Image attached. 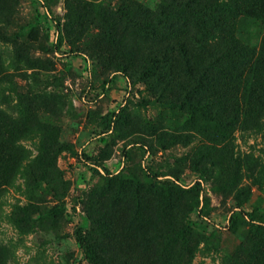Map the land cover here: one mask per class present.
<instances>
[{
	"label": "rangeland",
	"instance_id": "obj_1",
	"mask_svg": "<svg viewBox=\"0 0 264 264\" xmlns=\"http://www.w3.org/2000/svg\"><path fill=\"white\" fill-rule=\"evenodd\" d=\"M195 1L0 0V264H94L80 227L111 264H264V111L229 122ZM207 1L260 44L264 0Z\"/></svg>",
	"mask_w": 264,
	"mask_h": 264
},
{
	"label": "trees",
	"instance_id": "obj_2",
	"mask_svg": "<svg viewBox=\"0 0 264 264\" xmlns=\"http://www.w3.org/2000/svg\"><path fill=\"white\" fill-rule=\"evenodd\" d=\"M226 8L223 2L196 0L192 9L199 18L201 35L217 38L208 49L215 68L213 77L223 81L219 91L230 99L229 122L234 123L239 112L264 111V36L259 45L238 37L232 22L224 16ZM77 240L92 263L111 264L86 245L82 227L77 230Z\"/></svg>",
	"mask_w": 264,
	"mask_h": 264
}]
</instances>
